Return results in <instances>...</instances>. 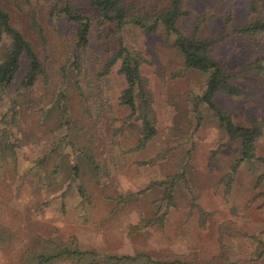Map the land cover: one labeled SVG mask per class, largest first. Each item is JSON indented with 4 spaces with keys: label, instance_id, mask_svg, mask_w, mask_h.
I'll return each instance as SVG.
<instances>
[{
    "label": "rangeland",
    "instance_id": "rangeland-1",
    "mask_svg": "<svg viewBox=\"0 0 264 264\" xmlns=\"http://www.w3.org/2000/svg\"><path fill=\"white\" fill-rule=\"evenodd\" d=\"M67 2L76 13L91 10L85 0H0L44 68L35 87L23 89V57L10 87L0 88V264H39L38 256L62 244L91 255L48 264H116L111 257L136 255L167 263L264 264V34L259 41L230 36L211 55L240 90L238 97L216 95L214 104L236 126L261 124L259 160L240 161V142L199 101L208 75L183 70L174 37L163 29H117L85 12L89 43L78 49L76 26L62 12ZM183 8L189 15L179 31L195 30L200 40L254 18L247 0H186ZM120 44L145 60L140 73L155 118V136L137 150L141 122L119 103L126 88L120 62L97 77ZM9 48V39H1L0 63ZM256 60L261 68L245 70ZM169 177L175 178L173 207L162 211L165 189L155 182ZM164 211L162 226L133 229Z\"/></svg>",
    "mask_w": 264,
    "mask_h": 264
},
{
    "label": "trees",
    "instance_id": "trees-1",
    "mask_svg": "<svg viewBox=\"0 0 264 264\" xmlns=\"http://www.w3.org/2000/svg\"><path fill=\"white\" fill-rule=\"evenodd\" d=\"M90 4L91 10L85 11L96 17L103 24L114 25L117 29L132 25L150 34L163 29L167 37H174L173 46L180 53L183 60V70L197 71L208 75L207 86L199 101L204 103L209 110L213 111L217 117L220 128L225 131L230 140H238L241 146L240 161L244 159H257L255 156V144L261 136V124L257 121L250 127H240L232 123L229 115L221 111L213 102L216 95L238 97L240 90L230 83L234 77L228 73L223 63L216 61L213 56L214 46L223 39L233 35H239L250 41H259L264 34V0H247L249 5V15L254 18L243 26L235 27L231 30L224 29L219 37L209 39H196L195 30L190 36H185L179 31V22L187 17L189 13L184 10L186 0H85ZM151 1L149 6L144 3ZM64 19L76 26L77 48H86L89 43V31L91 19L84 13H76L72 5L67 2L62 10ZM8 38L10 48L3 61L0 63V88H9L16 75L21 69L22 58L27 60L26 74L23 79L22 88L32 89L39 78L44 75L43 65L37 59V55L30 43L10 24L9 15L0 7V40ZM120 62L119 73L123 75L126 88L122 91L119 103L130 110L131 115H136L141 122L140 139L136 146L141 149L151 140L155 134V118L152 117V102L148 89V82L141 76L140 68L145 64V60L139 54L131 53L122 44L112 59L106 64L104 69L98 73L101 78L108 74L110 68ZM75 68L81 72L76 60ZM261 68V60H256L253 64L245 67V70H257ZM264 163V159L260 160ZM94 170L99 173V165L93 160L89 161ZM233 167L230 175L227 176V185L232 183L234 171ZM175 178L169 177L164 181L155 182L156 186L164 187L165 194L159 204L160 210H168L173 207L172 198ZM154 184V185H155ZM162 212L157 219L140 222L133 229L141 230L151 225L162 226L166 219V212ZM51 244V242H49ZM91 255L77 249L69 250L63 244L56 246L54 253L48 256H38L39 264H48L59 259L78 258L84 260L85 256ZM116 264H189L179 260L172 263L155 262L147 256H121L110 258ZM146 260V262L144 261ZM92 264V263H90Z\"/></svg>",
    "mask_w": 264,
    "mask_h": 264
}]
</instances>
